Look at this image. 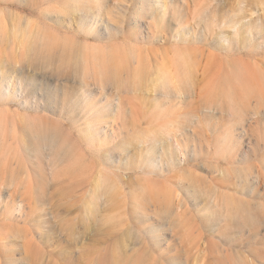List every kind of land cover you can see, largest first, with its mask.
<instances>
[{"label":"rangeland","instance_id":"obj_1","mask_svg":"<svg viewBox=\"0 0 264 264\" xmlns=\"http://www.w3.org/2000/svg\"><path fill=\"white\" fill-rule=\"evenodd\" d=\"M238 50L264 0H0V264H264Z\"/></svg>","mask_w":264,"mask_h":264},{"label":"bare ground","instance_id":"obj_2","mask_svg":"<svg viewBox=\"0 0 264 264\" xmlns=\"http://www.w3.org/2000/svg\"><path fill=\"white\" fill-rule=\"evenodd\" d=\"M162 2V1H161ZM76 5H78V4H76ZM76 7V6H75ZM76 9H79V8H76ZM260 54L261 53H259V52H253L252 54H245L242 50H238V57H236L235 59H234V62L233 63H231V64H236V60H237V62H238V65H240V66H242L243 68H241V67H239V68H241V69H243V71L245 70V69H247L246 68V66H247V64H248V61H250V63L251 64H253V65H251V66H249V68L250 67H253L254 69H255V71H256V73H255V75H256V82L258 83L260 80V78H261V81H263L264 80V57L263 58H261L260 57ZM213 57V59L211 60V62L212 61H217V59H219V57H221L220 55H212ZM202 57H204V56H202ZM260 57V58H259ZM196 60H197V58L196 59H190L189 60V62L191 61V63L193 64V63H196ZM224 59H222L221 60V62H222V65L224 64V61H223ZM240 62V63H239ZM213 64V63H212ZM249 65V64H248ZM248 67V66H247ZM248 68V69H249ZM191 69V68H190ZM240 71V70H239ZM254 71V72H255ZM219 72V75H221V72H222V67L220 68V70H218L217 71V73ZM242 72V71H241ZM245 73H246V71H244ZM244 72H242L241 73V80H247V76L250 74H248V75H245L244 74ZM250 72H252V74H253V77H254V73H253V69L252 68H250ZM191 73V72H190ZM210 73H211V67H209V69H208V71L205 73L206 75H207V77L211 80L212 78H211V76H210ZM188 74H189V72H188ZM218 75V76H219ZM228 75V74H227ZM227 75H225L226 77H227ZM225 76L223 77V79L225 78ZM240 76H238L237 78H240ZM257 76H259L260 78H258ZM229 78H231V76L229 77ZM228 77H227V82L229 81L228 79H229ZM235 79V80H232V78H231V80L230 81H232V82H235L236 83V80H238V79ZM252 79V78H251ZM250 79V80H251ZM263 79V80H262ZM225 81H226V79H224ZM240 80V79H239ZM249 79H248V83H250V86L251 85H255V83L253 84L252 82H249L250 81ZM252 81V80H251ZM254 81V80H253ZM211 82L213 83V81L211 80ZM245 82V81H244ZM237 83H239V81L237 82ZM236 83V84H237ZM252 83V84H251ZM256 83V84H257ZM262 83L263 82H261V85H262ZM229 84H231L232 85V83H230L229 82ZM264 84V83H263ZM225 85L227 86V87H229L228 86V83H226L225 82ZM225 85H224V87H225ZM240 85H241V83H240ZM245 85V84H244ZM247 85V84H246ZM245 85V86H246ZM261 85H259L260 86V88H262L261 90H259V91H262L261 92V94H260V92L259 91H257L258 89V87L257 88H254V86H253V89H250V90H255L254 91V95L256 94V91H257V93H259L260 95H258V94H256L258 97L256 98L255 97V99H254V96L252 95V97L251 98H249V100H247V101H241V102H243V103H246L245 105L243 104V106H244V111H242V110H240V111H242V113L244 114V116H246V117H248V118H251V120H253V119H255V121H258V119H260V118H262L263 116H264V85H262V87H261ZM245 86H242V87H245ZM249 86V85H248ZM257 86H258V84H257ZM234 87H236V89H238L237 87H239V86H234ZM242 87L240 88V89H242ZM230 88V87H229ZM247 88V87H246ZM250 88H252V87H250ZM225 89V88H224ZM226 89H228V88H226ZM236 89H235V91H236ZM239 89V90H240ZM248 89H249V87H248ZM244 90V93H245V89H242V91ZM229 91V90H228ZM252 91V92H253ZM224 92H225V90H224ZM230 92V91H229ZM239 92V91H238ZM238 92H236V93H238ZM248 92V94H249V92L250 91H247ZM242 93V92H241ZM222 93H220V96L219 97H217L216 98V96H215V94L214 95H209L207 92H204V98H209L208 100H207V103H209V104H215V103H217V102H219V101H221V103H222V101H225V99H227V98H229V97H231L230 96V94H231V92L229 93V97H225V99H221V98H223V94L221 95ZM228 94V93H227ZM226 94V95H227ZM232 94H234V91H232ZM246 94V93H245ZM239 96H240V94H238ZM247 95V94H246ZM244 96V95H243ZM234 97H236V95L234 96ZM234 97H232L231 99H234ZM246 97V96H245ZM244 97V98H245ZM248 97V96H247ZM240 98H241V96H240ZM253 98V99H252ZM239 99V98H238ZM245 99H247V98H245ZM229 100V99H228ZM236 100H237V97H236ZM254 101L255 102H257V105L255 106V108L253 109V104H254ZM228 102V101H227ZM232 102H234V101H232ZM226 103V102H225ZM239 103V102H238ZM224 104V103H223ZM229 104V103H228ZM224 106V105H223ZM227 106V105H226ZM239 106V105H238ZM237 106V107H238ZM225 107V106H224ZM224 107H221L220 109H221V111L222 112H227L229 115H232V114H234V113H231V112H235V110H232L231 111V109L229 108V110H227L228 108H224ZM235 107V106H234ZM239 109V108H238ZM239 111V112H240ZM241 113V114H242ZM237 114V113H236ZM240 114V113H239ZM239 114H237V115H239ZM242 114V115H243ZM240 118V117H239ZM247 118V119H248ZM241 119V118H240ZM239 119V120H240ZM243 119V118H242ZM241 119V120H242ZM239 120H238V122H239ZM240 120V121H241ZM242 122V121H241ZM243 123V122H242ZM240 125H241V123H240ZM175 145L177 146V149H180L181 148V145H180V143L177 141V140H175ZM178 152V151H177ZM261 162V161H260ZM256 165V164H255ZM259 165V164H258ZM252 167H253V165H251ZM251 166H249V167H251ZM261 168H262V165L260 166ZM259 167V168H260ZM192 168V167H191ZM257 168V167H256ZM263 170H264V168H262ZM262 169H261V171H259V178L261 179V178H263L264 177V175H263V171H262ZM249 171H251V170H249ZM248 173V172H247ZM255 173H257V172H255ZM238 174H240V173H238ZM243 174V173H242ZM247 175V174H246ZM236 176V175H235ZM239 176V175H238ZM245 176V175H244ZM243 177V176H242ZM251 177H253V176H251ZM236 178V177H235ZM234 178V179H235ZM246 178V177H245ZM258 177H257V179L258 180H260ZM230 179H232V178H230ZM252 180H253V178H251ZM264 179V178H263ZM238 180V179H237ZM244 180H246V179H244ZM255 180V179H254ZM227 182H228V180H226ZM232 181H234V180H232ZM238 181H242V180H238ZM263 181V180H262ZM234 182H236V180L234 181ZM246 182V181H245ZM248 182V181H247ZM249 182H252V181H249ZM255 182V181H254ZM253 182V183H254ZM259 182V181H258ZM221 183V182H220ZM224 183V182H223ZM230 183V182H229ZM242 183H243V181H242ZM256 183V182H255ZM219 184V183H218ZM2 185V184H1ZM219 185H221V184H219ZM223 186H227V187H231V186H235V184H233L232 182H231V185H228V184H222ZM221 185V186H222ZM222 186V187H223ZM245 228V227H244ZM251 229V228H250Z\"/></svg>","mask_w":264,"mask_h":264}]
</instances>
